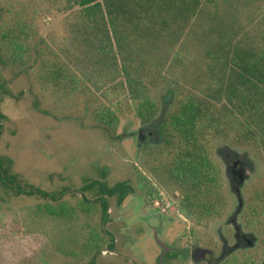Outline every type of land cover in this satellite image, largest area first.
Wrapping results in <instances>:
<instances>
[{
    "label": "trees",
    "instance_id": "trees-1",
    "mask_svg": "<svg viewBox=\"0 0 264 264\" xmlns=\"http://www.w3.org/2000/svg\"><path fill=\"white\" fill-rule=\"evenodd\" d=\"M263 4L264 0H15L0 18V59L8 51L15 65L22 60L37 37V12L69 13L60 54L50 49L52 57L41 60L45 87L63 96L93 88L105 102L92 109V117L111 134L117 133L124 112L134 114L146 129L159 125L165 150L149 157L148 168L151 171L155 161L159 180L167 177L181 189L180 210L203 218L220 207V175L211 160L210 139L264 150ZM169 65L181 67L187 80L175 105L168 99L159 115L155 91ZM4 119L0 113V132ZM10 166L0 159V190L46 201L34 208L39 219L68 224L81 214L87 221L99 218L92 227L87 223V233L76 232L74 238L56 243L59 253L79 262L92 259L90 264L105 251L116 253L115 238L106 228L109 200L121 206L134 193L131 183L89 184L69 194L78 199L73 207L63 201L69 191L42 192L19 182ZM136 179L141 188L147 187L141 174L136 173ZM249 209L264 227V188L250 197Z\"/></svg>",
    "mask_w": 264,
    "mask_h": 264
},
{
    "label": "rangeland",
    "instance_id": "rangeland-1",
    "mask_svg": "<svg viewBox=\"0 0 264 264\" xmlns=\"http://www.w3.org/2000/svg\"><path fill=\"white\" fill-rule=\"evenodd\" d=\"M12 1L15 0H0V4L4 3L0 6V18L6 15L5 9ZM261 9L264 14V4ZM37 13L35 16L31 13L37 37L29 43L22 60L15 65L8 51L0 59L3 86L0 113L5 118L0 132V159L11 165V175L42 192L68 190L63 201L73 207L78 199L69 194H77L89 184L105 182L112 187L120 182L131 183L134 193L121 206H117L114 198L109 200L106 228L115 238L116 253L105 251L95 258L94 264H158L161 248L155 241L154 231L158 240L168 247L184 249L198 245L219 254L220 240L229 237L228 229H222L231 227L227 221L236 206L225 185L220 183V207L213 216L188 217L179 208L177 190L165 191L149 174L148 157L165 150L163 136H157L156 141L140 142L137 133L141 130L142 136H146L151 127L146 129L148 125L130 112L120 116L115 135L104 130L93 119L92 109L105 99L88 85L73 96L56 95L45 87L41 60L52 57L50 49L60 54L58 49L64 47L62 40L67 37L65 24L69 13L54 10ZM186 80L181 67L166 66L155 91L159 115L168 99L173 98L171 106L175 105ZM226 147L246 155L250 162V176L242 191L244 208L237 221L256 237L252 258L262 264L264 227L253 217L249 199L257 189L264 188V150L232 146L221 138H211L210 154L220 171L221 181L222 163L213 154H223ZM136 173L146 178L147 187L142 184L143 190L137 183ZM146 191H155L161 200H152ZM87 197L94 198L93 193L88 191ZM156 201L157 206H153ZM45 203L36 197H14L0 190V264H90L92 259L79 262L67 258L56 250L55 244L67 237L74 238L76 232L83 233L87 223L92 227L99 223V218L87 221L86 215L81 214L68 224L39 219L34 208ZM154 207L171 221L154 217L151 212ZM163 264L190 263L178 258Z\"/></svg>",
    "mask_w": 264,
    "mask_h": 264
},
{
    "label": "flooded vegetation",
    "instance_id": "flooded-vegetation-1",
    "mask_svg": "<svg viewBox=\"0 0 264 264\" xmlns=\"http://www.w3.org/2000/svg\"><path fill=\"white\" fill-rule=\"evenodd\" d=\"M1 125L3 128V121ZM158 128H159V125L152 124L151 128L149 129L148 134L146 135L147 137L142 136V131L140 130L139 133H137L139 136V141L142 142V141H145L146 139L156 141L157 136H159ZM223 152H224L223 154H221L220 152V154L218 153V155H217V152H215L213 155L214 157L219 158L222 163L221 165L222 166V174H221L222 176L221 177L223 179L222 181L220 180V183H222V185L224 184L225 187L227 188L229 195L234 197L236 201V206L233 207L231 215L229 216V221H227L228 223L227 225H230L231 227L222 229V230L228 229L229 237H222V240H220L221 241L220 242V253L215 255L213 250L201 248V246H198V245H196V247L187 246L184 249H176V248L168 247L158 240L157 234L153 229L155 241L157 242V244L159 245L160 243L166 248V253H165L164 249L159 245V247L161 248V255L158 259V264L165 263V261H167L166 260L167 256L171 254H173L174 257L170 258L169 259L170 261L178 259V258H182L183 260H188L190 264H226L229 260H230V264H257L255 263V260H253L252 258L253 256L251 253V251L257 245L256 244L257 239L256 237H254V234L249 229L241 227V225H239L237 221L240 213H242V210L244 208V200L242 198V191L244 190L245 185L248 182V179L250 176L249 175L251 171L250 162L248 161V158L246 157V155H241L240 153L237 152V150H234L233 148L226 147L223 149ZM157 153H153L151 155L155 156ZM151 155L149 157H151ZM149 157H148V160H149ZM211 160H212V157H211ZM150 161L152 162L153 159L150 158ZM212 162L214 163L213 160ZM151 166H152V169L151 171L149 170V174L151 175L155 183L162 186V188L165 191L169 188H175L178 192V196H177L178 202H180V199H181L180 190L181 189L172 185L167 179V177L165 181L159 180V178L155 174L156 173L155 168L157 166L155 161H153V164ZM219 175H220V171H219ZM137 183L140 185L139 181ZM64 191H68V190H64ZM147 194L148 196H150V198H152V200H161L160 195H157L155 191L153 193L149 191V193ZM157 204H158V201L154 202L153 206H157ZM151 212H152V215L154 217H157L158 220L171 221V219L164 218L163 214L160 213L155 207L153 208V210H151ZM210 216L207 215V217H210ZM224 234L223 232H221V235L224 236ZM207 252L209 253V256H207V258H204L205 257L204 255ZM262 264H264V258L262 259Z\"/></svg>",
    "mask_w": 264,
    "mask_h": 264
},
{
    "label": "water",
    "instance_id": "water-1",
    "mask_svg": "<svg viewBox=\"0 0 264 264\" xmlns=\"http://www.w3.org/2000/svg\"><path fill=\"white\" fill-rule=\"evenodd\" d=\"M159 245L164 249V251H165V253H166V248H165L162 244H160V243H159ZM204 256H205L204 258H207V256H209V253H208V252L205 253Z\"/></svg>",
    "mask_w": 264,
    "mask_h": 264
}]
</instances>
